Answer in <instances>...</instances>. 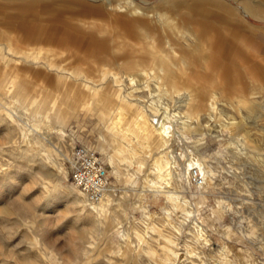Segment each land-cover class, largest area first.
<instances>
[{"label": "rangeland", "instance_id": "1", "mask_svg": "<svg viewBox=\"0 0 264 264\" xmlns=\"http://www.w3.org/2000/svg\"><path fill=\"white\" fill-rule=\"evenodd\" d=\"M134 1L143 7L158 2ZM191 1L182 3V8L162 10L176 28L198 31L206 43L213 40L212 47L196 54L188 33L175 34L156 11L143 15L121 11L120 0H49L47 6L39 0H0V108L8 106L15 119L11 122L0 115V264H158L168 247L165 236L176 244V253L190 251L188 258L167 264H242L233 249L249 257L247 264H264V0H219L231 11L216 2ZM194 5H202V10ZM169 44L174 45L173 60L185 57L190 64L175 69L164 60L163 74L153 81L155 74L146 77L151 70L149 46L172 53ZM113 46L119 49L113 52ZM122 63L128 65L123 68ZM103 68L109 74L102 80ZM70 69L93 84L84 86L81 78L72 79L67 74ZM120 69L140 81L131 84L124 76L123 86L112 82L110 74ZM165 81L177 88L166 92ZM119 93L130 100L118 99ZM66 95L76 115L69 118L63 133L53 127L49 137L52 157L66 172L62 186H72L67 178L72 142L94 145L103 134L113 144L117 137L106 127L117 125L122 131L119 139L128 143L124 155L129 149L139 150L137 142L147 139L142 151L151 148L152 152L137 153L135 159L143 157L150 179H154V162L187 176L178 188L172 177L165 186L176 194V204L143 187V175H131L126 166L132 163L118 162L116 177L103 153L92 147L107 166L114 197L128 193L127 210L119 212L121 224L96 232L88 219L66 205L64 187L52 185L51 165L20 157L25 143L18 128L24 125L26 131L37 133L33 124L40 118L35 113L39 106L54 101L68 108L61 105ZM210 101H215L213 111L208 108ZM120 105L124 110L118 121ZM154 118L166 121L169 135L163 145L161 129H138L144 123L150 126ZM149 133L155 137L146 138ZM123 147L119 143L107 148H113L121 160L117 151ZM191 163L209 169L207 186L198 188L189 182L186 167ZM200 196L205 205L195 209ZM180 198L189 201L187 209L193 215L183 212ZM144 209L149 218L143 216ZM211 209L223 212L217 225L229 229L228 235L200 220ZM137 231L145 236L140 246Z\"/></svg>", "mask_w": 264, "mask_h": 264}, {"label": "bare ground", "instance_id": "2", "mask_svg": "<svg viewBox=\"0 0 264 264\" xmlns=\"http://www.w3.org/2000/svg\"><path fill=\"white\" fill-rule=\"evenodd\" d=\"M179 33H181V31ZM166 53H167V51H166ZM175 62H177V61H175ZM177 63H179V62H177ZM183 64H185V63L183 62ZM81 79L83 81L87 80V82H89V83L91 81V79H88V78L86 79V78H84V76H81ZM129 82L131 84H134L135 83V79L133 77H129ZM172 85L173 84L171 83L170 86H172ZM164 90L167 92V89H164ZM223 90H225V88ZM214 95L215 94L213 93V96ZM119 97L122 98V99H125V100L126 99L130 100L129 97L126 94H124V93H120ZM187 97H189V99L192 101V96H191L190 93L187 94ZM16 104H20V103L16 102ZM214 104H215V101H214V103L212 101L209 102L208 108L210 109V111H213ZM46 106H47L46 103H44L43 105H40L39 111H38V113H36V114L40 115L39 116L40 118L36 119V121H38V123L33 124V128H36L38 130L37 133L33 132V130L26 131L24 125L18 127L19 131H20V133L22 135L23 142L25 143V147L22 148V149H19L20 152L18 150L20 157L26 159L28 162L37 161V162L41 163V165H43L42 164L43 162H46V163L50 164L51 168H52V171H50L49 174L51 175V178H52V182H53L52 185H54V187L55 186L64 187L65 195H66L65 204L75 208V210L77 211L78 215H81L82 217L88 219L91 227H93L96 230V232L101 230V229L104 230V231H110V230H112L114 228H117L121 224L120 221H119V212L122 213V214H125V210H127L126 209L127 207H126V205L124 203V201L128 198L127 197L128 193L126 191H124L123 193L121 192L122 194L119 197L118 196L114 197V195L111 193L112 191H110V193H108V192L105 193V197L99 198L98 200L95 201V200H89L88 197L85 195V193L83 191H81L72 182H70L72 186H69L68 184L66 186H62L60 184L61 179H66V172L63 169V167L61 166L60 162L57 159H55L54 157H52L51 143L49 141V137H50V135L53 134V130H52L53 127L57 129L56 131H59L60 133H63L64 132V126H65V124L67 122V119H66V116H64L62 113L61 114H57L56 111L54 113H55V115H58V116H53L52 119H48V117H46V115H47V112L49 111V108L46 107ZM5 108H6V110H4L3 108H0V115L1 116L3 115L5 117H7L8 120H10L11 122H14L15 119L12 116L11 109L8 106L5 107ZM69 108L71 110L74 109V107H70V106H69ZM162 109L165 110V107L162 106ZM26 110H28V109H26ZM189 111H190V109L187 110V113ZM192 112H189V113L192 114ZM149 115L151 117H155L153 111H150ZM59 118H62V120H59ZM143 120L145 121V119H143ZM230 123L231 122H228L226 126L227 127L231 126ZM149 125L150 126L146 125L145 123L141 124V125L138 126V129L140 131L144 130L145 128H147V129H150V128H152V129L153 128L161 129L163 132L160 135L161 136V140H160L159 143H161L162 145L164 143H166L165 142L166 138L169 135L168 129H167V126H166V121L164 119H156V118H154L153 122L151 124H149ZM39 130H42L43 132H39ZM125 130H126V128H125ZM113 131H114L113 133H115V135H117V140L113 144H110V143H108V141L106 139L98 138L97 147L95 149H97L98 151H101L103 153V157L102 158H106V160L109 162V164L111 166V170H112L113 173H115V176L118 177V172L120 171L118 162L122 161L125 164L126 163H132V164H127L126 166H129L131 168V170H132V174L131 175H133V176H137V175H140V174L143 175V177H144L143 178L144 185H142L143 187H145L147 190L153 191L154 193H161V194L165 195L166 201H172L173 205L176 204V203H174V200L177 199L176 194L173 191H170V190L166 189L165 186L170 184V182H168V180H169L170 177H172L173 180H171V183L173 182V185L175 186V188H178V187L181 186L184 178L186 179V182H187V176H185L184 174H182L180 172L179 173L178 172L172 173V171H169L168 169L166 170V167L169 168L167 165H162V164H160L158 162H154L153 163V165H154V172H153L154 179L153 180L150 179L149 175L146 173L147 166L144 164L145 160L142 159L143 157H141L138 160L135 159L138 156V155L136 156L137 153L138 154H140V153L148 154V153L152 152V149L148 148V146H147V148L149 150L147 149V152L142 151L145 148V145L147 144V139H146V141L142 140V142H137V148L139 150H137V149H129V150H127L128 154L130 153L129 154L130 156H127L128 154L124 155V151H126L128 143L125 140H123V139H119V137H122L121 136L122 135L121 129H119L118 126L116 125V127H114ZM128 132H132V131H128ZM133 135H137V134H133ZM152 136H154V133H152V134L149 133V135H147L146 138L147 137L151 138ZM235 142L237 143L236 140H235ZM119 143H122L123 146H124L123 147V151H121V150L117 151L116 150L118 153L122 154V159L121 160H118L115 157V155L113 153L114 152L113 148L112 149H108L107 148L109 146H114L115 144H119ZM85 145L90 147V148L93 147L90 144H85ZM166 156H167V158L169 160H171V162L175 163V159H174L175 157H173V155L168 153ZM197 157H199V156H197ZM192 158H191V160H192ZM192 164H194V163H191L189 165L191 166ZM182 165H181V163L179 164V167L181 169H182ZM194 166L199 168V170H200V172L202 174V181L199 182V183H195L193 185H195V187H198V188L199 187L203 188V187L207 186L209 184V175H208V173H209L208 170L209 169L208 170L204 169V167L202 165H200V164L199 165H195L194 164ZM186 168H188V167H186ZM131 181L133 183H135V181H133L132 178H131ZM139 194L140 193H138V195H137L138 198L140 197V195H142V194H140V195ZM180 202H181L182 205H184V211L183 212L185 214H187V215H193V213H192L193 211H190V210L187 209V207H189V201L180 198ZM193 205H194L195 209H198L200 206L204 205L203 196H200L198 198V200H196ZM165 212H166L167 215H169L168 209H166ZM222 215H223V212L221 210H219V209H211V210L208 211V213L206 215L201 217L200 220L204 223L205 227H211V228L217 230L220 233H224V234L228 235L230 233L229 229H227V228H219L218 225H217V220ZM143 216L145 218H149V214H148V212L145 209L143 210ZM193 222L197 225L196 221H193ZM168 223L171 225V227H175V225L171 221H168ZM149 229L154 231V228H153L152 225H150ZM199 229H201V228L199 227ZM198 232H202V230H198ZM136 236L138 238L139 246H140L142 243H144L145 236L143 235V233H141V231H137L136 232ZM120 238L125 240V234H122ZM163 239L166 241V243L168 245V247L165 246L166 250L164 251L165 253H164V256H163L162 261H161L163 264L164 263L167 264L171 260H173V262L178 261V260L182 259L183 256L184 257L187 256V258H188V256L190 255V251L187 248L185 250V254L176 253V251L174 249V246L176 244L174 243V241L172 239H170L169 237H167V236L163 237ZM125 248L129 249L130 247H128L126 245ZM229 248H230L229 245L225 246L226 250H229ZM233 250H235V251H237V253H239V255L241 257V263L242 264H247L248 263L249 257L244 252H241L238 249H233ZM145 254H149V253H145ZM192 254H193V252H192ZM220 261H219V263H220ZM161 262L156 261V263H158V264L161 263ZM225 262L226 261H224V264H225Z\"/></svg>", "mask_w": 264, "mask_h": 264}, {"label": "crops", "instance_id": "3", "mask_svg": "<svg viewBox=\"0 0 264 264\" xmlns=\"http://www.w3.org/2000/svg\"><path fill=\"white\" fill-rule=\"evenodd\" d=\"M6 2H10V3H15L16 1H22V0H5ZM32 1V0H31ZM39 1H42L43 2V5L44 6H47L46 5V1H49V0H39ZM185 1H189V0H158L157 4L155 5H152V6H141L139 5L138 3H136L134 0H120V10L121 11H126L128 13H131V14H139V15H143L144 13H149V12H152V11H156L158 12L161 16H163V19H166V21L164 22L165 25H167V27L169 29H171L172 31L175 32V34H178L179 36H183L185 33H188L190 35V37H192V45H193V50L195 51V54L198 52V50H200L201 48H206V47H212L215 43L213 42V40L211 39H208V42H204V39H202V37H200V32L198 31H194V30H188V29H179V28H176L173 24L174 22L169 19L168 17V14L166 12H163L162 9H164V7H171V8H182V3H184ZM191 2H193L194 4H205L206 2H208V4H211V3H217L220 5V7L222 6V8H224L225 10H228V11H231V9L227 6H225V3H222L221 1L219 0H192ZM202 5L200 6H193L192 8H197V9H200L202 10ZM47 9V8H46ZM232 13V12H230ZM173 28V29H172ZM175 28V29H174ZM177 29V30H176ZM181 31V33H179ZM146 33V32H145ZM147 38H149L150 40L154 41V38H150L149 36H146ZM171 45V46H170ZM123 47V46H122ZM125 47V46H124ZM150 47V50H149V54L151 55V59L149 60V64L151 66V70H149L148 72H150L149 74H146L145 73V70H141L140 72H144L146 74V77L147 75H152V74H155L156 76L155 77H152L151 76V80H158V75L160 74H163L164 70H163V62L164 60L165 61H168L169 65L170 66H173L175 69L176 67L178 68H182V67H187V65L190 64V61H187L185 57H181L177 62H175V60L172 59L173 55H175V52H174V45L172 44H169L168 48L170 50H172V53L170 54L169 52L166 53V51L163 49V50H160V51H157L153 45L152 46H149ZM2 47H0V51H1ZM119 48H116L115 46H113L112 48V51L115 52L116 50H118ZM203 57H215L214 55H201ZM200 56V57H201ZM182 60V61H181ZM161 62V63H160ZM183 62L185 64H183ZM160 63V64H159ZM176 63V64H175ZM127 63H122V66L123 68H125ZM47 65L48 66H52V64L50 62H47ZM128 65V64H127ZM181 66V67H180ZM66 69V68H64ZM153 72V73H152ZM191 72V71H190ZM193 73V72H192ZM68 76H70L72 79H77V78H81V74H80V77L78 76V73L74 70V69H70L69 72H67ZM109 74V71L107 68H103L101 70V78L100 79H104L106 77V75ZM143 74V73H142ZM84 76V75H83ZM126 76L128 77V80H129V77H133L135 80H138L139 78L136 79V75L131 73V72H127V71H124L122 69H120V72L119 73H113V74H110V77L112 79V82H119V86H123V83H124V80H123V77ZM157 77V78H156ZM84 78L87 79L86 76H84ZM140 81V79H139ZM117 82V83H118ZM82 83L84 84V86H88V84H93L92 82H87V80H82ZM165 84V89H167L169 87V89L173 90V89H176V85L173 84L172 86H170L171 82H167L165 81L164 82ZM120 94V93H119ZM67 96V99L66 101H64L61 105H66V106H69L70 104H73L71 103L70 99H68V96L69 95H66ZM118 99H121L124 101H126L125 99H122L119 97V95L117 96ZM68 100V101H67ZM44 103H42L41 105H43ZM46 107L49 108V111L47 112V115L46 117H48V119H52L53 116H58V115H55V111L57 114H63L64 116H66V119H67V122L69 120L70 117L72 116H75L76 115V108L74 109H70L69 107L68 108H65V107H58L57 106V103L56 102H47L46 103ZM55 105V106H54ZM40 107V106H39ZM124 110V105H120V107H118V110L116 112L117 114V119L118 121H120L122 119V113L121 111ZM39 109L36 110L35 113H38ZM109 119V118H108ZM59 120H62V118H59ZM66 122V124H67ZM135 123V122H134ZM65 124V126H66ZM64 126V127H65ZM114 127L116 126H107L106 128H109V131H113L114 130ZM113 128V129H112ZM125 129V128H124ZM114 132V131H113ZM122 133V131H121ZM136 134V133H135ZM117 137V135H115ZM136 137L138 136H141L140 135H135ZM98 138H104L106 139V137L103 135V134H100ZM86 144H90L91 146H93L94 148L97 147V142L92 145L91 143H88L86 142ZM125 152V151H124ZM114 184V183H113ZM199 198V197H198ZM198 198L196 200H198ZM205 205V203H204ZM202 205V206H204ZM202 206H200L199 208H201ZM146 208V206H144ZM198 208V209H199ZM147 210V208H146ZM148 211V210H147ZM149 212V211H148ZM150 213V212H149ZM206 215V214H205Z\"/></svg>", "mask_w": 264, "mask_h": 264}, {"label": "built area", "instance_id": "4", "mask_svg": "<svg viewBox=\"0 0 264 264\" xmlns=\"http://www.w3.org/2000/svg\"><path fill=\"white\" fill-rule=\"evenodd\" d=\"M67 160L69 164L67 178L83 191L89 200L96 201L105 197V193H110L113 185L109 180L107 166L95 150L81 142L73 141ZM187 173L192 184L202 181L198 167H188Z\"/></svg>", "mask_w": 264, "mask_h": 264}]
</instances>
